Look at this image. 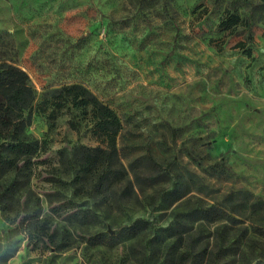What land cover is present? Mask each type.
Listing matches in <instances>:
<instances>
[{"label":"rangeland","instance_id":"374dc122","mask_svg":"<svg viewBox=\"0 0 264 264\" xmlns=\"http://www.w3.org/2000/svg\"><path fill=\"white\" fill-rule=\"evenodd\" d=\"M72 83L119 117L123 179L81 175L88 114L35 109ZM17 139L40 147L0 169V264H264V0H0V155Z\"/></svg>","mask_w":264,"mask_h":264},{"label":"trees","instance_id":"16d2710c","mask_svg":"<svg viewBox=\"0 0 264 264\" xmlns=\"http://www.w3.org/2000/svg\"><path fill=\"white\" fill-rule=\"evenodd\" d=\"M236 16L229 19L228 24H233ZM227 24V25H228ZM229 26V25H228ZM36 93L31 86H18L7 98L4 108L12 113L15 111V117L18 121L23 118V111L32 107L35 101ZM69 103L72 107L80 108L81 111L89 115L91 122L90 132L95 139L104 144V147L97 145L94 147L80 146L78 150V158L80 159L79 171L82 176L93 174L97 178V186L102 187L104 181L110 183L124 178L126 170L122 164H117L113 169L110 164L113 159L117 158L116 138L121 129L119 117L114 110L107 104L100 101L94 94L81 84L72 83L69 85H62L52 91V98H42L35 105V109L39 112H44L47 105H51L54 109L61 108L64 103ZM49 117H54L51 112ZM15 122H13L14 124ZM18 127V123L14 124ZM39 144L37 141L25 142L22 139L11 141L7 144V150L14 153L12 157H3L0 155V169L1 167H14L15 158L18 155L29 156L36 152ZM145 157L152 168L159 171H167L166 166H162L153 158L148 143L145 144ZM176 183H173L171 189H175ZM166 192H162L164 196ZM74 213L69 217H74ZM37 230H38V226ZM41 226L40 233L48 236L43 231ZM102 241L100 235L96 236L95 242Z\"/></svg>","mask_w":264,"mask_h":264}]
</instances>
